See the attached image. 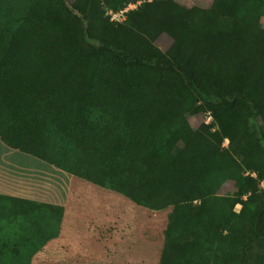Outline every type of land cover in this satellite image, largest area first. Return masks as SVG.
<instances>
[{
  "label": "trees",
  "instance_id": "1",
  "mask_svg": "<svg viewBox=\"0 0 264 264\" xmlns=\"http://www.w3.org/2000/svg\"><path fill=\"white\" fill-rule=\"evenodd\" d=\"M0 140L147 211L155 264H264V0H0Z\"/></svg>",
  "mask_w": 264,
  "mask_h": 264
},
{
  "label": "rangeland",
  "instance_id": "2",
  "mask_svg": "<svg viewBox=\"0 0 264 264\" xmlns=\"http://www.w3.org/2000/svg\"><path fill=\"white\" fill-rule=\"evenodd\" d=\"M177 1L190 7L206 8L212 0ZM137 6L133 5L131 8L135 9ZM108 15L117 22L124 18L120 12ZM158 47L165 49L167 41L160 40ZM211 120L209 114H206V123ZM228 144L225 141L224 146L227 147ZM227 190L230 188L224 192ZM98 192L91 185H84L77 180L66 209L20 203L0 196V264H38L51 258V255L62 258L66 256L61 250L64 245L70 248L71 252L67 257L71 258H75L78 249L83 248L90 252L89 259L97 256L101 259L97 261H104L106 264H155L154 261L157 260L151 250L153 244L146 242L144 246L141 240L139 242L138 231L149 223L148 212L114 194H110V197L117 201L108 200L107 205L103 206L97 196ZM239 210L240 206H237L236 211ZM107 219L116 223H112L114 226L106 229L107 231L101 230L99 235L92 231L90 234L89 230L88 234L80 237L77 230L66 228L60 233L64 222H102ZM96 238L98 243L95 242ZM41 246L48 250H45L48 254L38 255L34 251Z\"/></svg>",
  "mask_w": 264,
  "mask_h": 264
},
{
  "label": "crops",
  "instance_id": "3",
  "mask_svg": "<svg viewBox=\"0 0 264 264\" xmlns=\"http://www.w3.org/2000/svg\"><path fill=\"white\" fill-rule=\"evenodd\" d=\"M72 180V175L69 173L33 156L13 150L0 140V196L20 203L66 209L72 194ZM97 190L99 191L97 196L103 206L107 205L108 200L111 202L117 201L113 200L112 196L108 199L103 189ZM112 223L116 222H111L108 219L102 222H64L60 233L63 228H66L72 231L77 230L80 232V237L88 234L89 230L90 234L92 231L93 234L99 235L101 230L112 228L114 226ZM146 241L150 242V238L146 237ZM95 242L98 243L97 238ZM45 250L48 251L41 246L35 248L34 251L38 255H46L48 253ZM61 250L66 256L58 258V256L50 254L51 258L48 257L43 263L39 262L38 264H106L104 261H97L101 260L97 256L94 259H89L90 252L83 248L78 249L75 258L67 257L71 252L69 247L64 245ZM147 250H149V247Z\"/></svg>",
  "mask_w": 264,
  "mask_h": 264
},
{
  "label": "built area",
  "instance_id": "4",
  "mask_svg": "<svg viewBox=\"0 0 264 264\" xmlns=\"http://www.w3.org/2000/svg\"><path fill=\"white\" fill-rule=\"evenodd\" d=\"M133 5H139V3H137V4H130L125 10H123V11L120 12V13L122 14V16L124 17L123 20L125 19L124 14H125L128 10L133 9V8H131V6H133ZM109 13L113 14L114 12H109ZM115 14H119V13H115ZM123 20H120V21H118V22H122ZM112 21H114V20H112Z\"/></svg>",
  "mask_w": 264,
  "mask_h": 264
}]
</instances>
